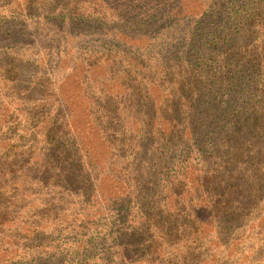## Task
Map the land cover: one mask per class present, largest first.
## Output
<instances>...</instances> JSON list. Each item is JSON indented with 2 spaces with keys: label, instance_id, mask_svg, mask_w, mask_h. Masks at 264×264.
I'll return each instance as SVG.
<instances>
[{
  "label": "rangeland",
  "instance_id": "374dc122",
  "mask_svg": "<svg viewBox=\"0 0 264 264\" xmlns=\"http://www.w3.org/2000/svg\"><path fill=\"white\" fill-rule=\"evenodd\" d=\"M203 1L182 0V5L194 8L202 5ZM97 3L98 0H0V160H12L15 169L20 168L17 172L21 173L18 176L20 178L15 179L19 184L14 187L10 185L9 175L0 176V234L4 233L8 238L4 244L0 243L3 249L13 243L10 233L13 227L17 229V225L31 229L38 227L35 230L38 235L34 240L28 243L19 240L18 243L36 248L41 244L49 249L47 255L34 253L31 264H123L114 256L110 237L123 231L130 220L113 200H125L134 195L132 202L136 209L141 210V202H151L158 207L161 205L159 209L165 205L179 219L177 226L173 227L176 229L173 237L170 241L165 237L161 247L165 253L163 260L172 257L180 249L183 250L181 256L174 259L173 264H198V260H189L188 257L180 259L190 250L178 241L180 234L184 235V239L189 235V227L185 226L188 225L187 219L189 222L191 218L187 214V201H173L170 196L166 197L168 192L160 189L161 185H165L164 177L171 173L173 163L163 165L148 152L139 153L134 159L135 155H129L125 147L118 144L122 138V128L114 127L120 125L118 120L103 116L96 119L107 124L116 122L106 125L104 128H108L107 131L101 133L96 121L90 119V105L98 96V92L93 91L96 85H108L107 88L111 87L115 93H123L115 81L118 72L127 75L130 69L126 59H118L123 50L136 57L142 55L137 48L138 45L142 46L141 43L136 42L130 48L127 44L130 42L122 39V44H118L112 38V31L116 29L128 32V20H120L116 24L112 23V26L105 24L96 17L97 14H93L99 10L94 6ZM108 3L131 17L138 14L137 9H156L158 6L155 0H109ZM228 3L229 0H225L223 6ZM72 4L77 7L73 9ZM92 6L94 8H90ZM244 25L234 23L231 32H243ZM132 26L130 33H138L137 26ZM149 35L159 40V34L154 30ZM253 35L256 44L258 38L255 33ZM254 36L250 41L254 40ZM135 50H139L138 53ZM114 52L118 57L112 63L105 58L102 65L98 66L99 57L107 55L111 58ZM89 55H95L96 58H90L92 62L77 61ZM143 58L144 55L137 63L132 58V72H140V60ZM57 62L62 66L56 70ZM108 72L111 76L109 83L106 79ZM133 74L125 85L128 98L125 94L117 98L127 106L123 119L128 118V123L137 116L134 111H130L133 108L138 109V117L144 120L149 117L143 98L134 97L135 103L129 98V94L133 93ZM153 79H150L152 82L143 81L146 86L141 87L150 88L151 98L158 93V83ZM255 79V76L244 75L242 84ZM41 85L48 86V89ZM238 97L239 94L234 97L235 105L241 102ZM67 102L72 113L65 126L67 109L64 106ZM238 116L241 120L245 117L239 113ZM246 117H251V123L254 122L253 116ZM227 122H230V118ZM262 122L260 134L249 138L239 133L237 138L240 149L243 146L256 147L255 143H261L260 152L255 153V162L253 158L245 156H241L239 162L249 173L256 168L259 170L258 176L254 177L255 194L245 206L246 210L243 209L244 213L232 223L228 222V225L219 221L218 227L225 229L220 234L209 233V229L205 232L204 225H196L197 233H201L196 235L199 241L197 250L201 248L204 252L212 241L211 247L214 249H210L209 253L213 256H210L208 264H264V118ZM72 126L77 135L71 130ZM47 127L56 136L57 142L53 147L45 144V139L47 141L51 135L45 133ZM109 127H114L116 131ZM133 127H137V124ZM78 141L82 146H76ZM227 141L226 146L230 143ZM167 156L170 157L169 154ZM152 162H155V168L151 170L157 173V178L148 175L146 182L142 180L140 184L134 181L135 170H150L148 166ZM173 205L176 210L172 209ZM153 211L151 216L156 222L154 219L151 222L144 221L148 213H142L140 232L143 238L135 255L138 254L139 260H143L135 262L131 258L126 264H165L160 257H153V254L148 256L145 247L160 236L158 231L170 230L175 219L166 221L161 212L156 209ZM199 214L200 218L208 219L205 213ZM2 219L7 222L2 224ZM109 231L110 236L106 234ZM100 232L105 239H101ZM191 240L189 238L187 244L194 246ZM30 249L32 253L34 249ZM20 251H28V247ZM0 255L1 259H7L11 264L17 263L12 252L5 253L0 249ZM203 256L204 253L199 259Z\"/></svg>",
  "mask_w": 264,
  "mask_h": 264
},
{
  "label": "trees",
  "instance_id": "16d2710c",
  "mask_svg": "<svg viewBox=\"0 0 264 264\" xmlns=\"http://www.w3.org/2000/svg\"><path fill=\"white\" fill-rule=\"evenodd\" d=\"M155 1L158 4L156 9L152 7L141 11L137 9L138 14L135 13L134 18L126 13L124 15L120 8H113L108 3L109 0H98V3L94 5L100 11L95 10L93 14H97L96 17L109 26L120 20L124 22L128 20L127 24L130 26L127 27L128 32L116 29L112 31V38L118 44H122L123 40L130 42L127 43L130 48L136 42L141 43L142 46L138 45L137 48L140 49L142 55L136 57L123 50L118 59L127 60L130 67L127 72L128 76L118 72L115 77L117 87L123 93H115L111 87L109 88L111 91L108 92V85H96L93 91H97L98 96L90 105L91 115H93H90V119L96 121L98 131L101 133L107 131L108 128L106 130L104 128L106 125L116 124V122L107 124L106 121L96 119L103 116L109 120H118L121 126H114L117 129L122 128V138L118 144L120 147H125L129 155H135L134 159L139 153L148 152L152 154L153 159L155 158L163 165L168 162L173 163V169L169 175H165V185H161L160 189L168 192L166 197L170 196L173 201L182 199L187 201L186 209L189 211L187 214L191 218L189 222L187 219L188 225L185 226L189 227V235L184 239V235L180 234L178 241L190 250L188 253L185 252L186 256L180 259L185 260L188 257L189 260H198V264H208L210 256H213L209 253L210 249H214L211 247L212 241L208 243L209 248H205L204 252L201 248L198 251L199 241L196 235L199 236L201 233H197L196 225H204L205 232L209 229V233H222L221 231L225 229L218 227L219 221H222L223 225H228V222L232 223L237 220L255 194L254 177L258 176L259 170L256 168L249 173L239 162H241V156L248 159L253 158L255 162V153L260 152L261 143H255L256 147L243 146L240 149L237 138L239 133L249 138L260 134L263 124L264 0H229V5L224 6L225 0H204L202 5L194 8L184 7L182 0ZM72 7L74 9L77 5L72 4ZM225 9H227L226 12ZM236 22L239 25L245 23L243 32L239 31L235 34L231 32ZM134 24L137 26L135 29L138 33H130ZM251 26L256 27L250 29ZM153 30L159 34V40H156V36L149 35V32ZM253 33L258 38L256 44ZM252 36L254 40L250 41ZM135 51L138 53L139 50ZM143 55L144 58L140 60V72H132L133 59L137 63ZM111 56V58L107 55L99 57L98 66L102 65L105 58L110 59L112 63V60L118 57L116 52ZM90 58H96V56L89 55L77 61L92 62ZM61 66L62 64L57 62L56 70ZM131 72L134 73V84H131L133 93L129 94V98L133 102L136 96L143 98L149 117L146 120L138 117V109L133 108L130 111H134L137 116L134 121L128 123V118L123 119L127 106L117 98L124 94L127 95L126 99L128 98L125 85L132 78ZM244 75L255 76L256 79L255 81L247 80L242 84ZM151 78L158 83L156 85L157 99L156 97L151 98L150 88L141 89L146 86L143 85V81L152 82ZM106 79L109 83L111 79L109 72L106 74ZM97 82L103 84L100 81ZM41 86L48 89L46 85ZM232 90H234L233 93L230 92ZM237 94L241 102L235 105L236 98L234 97ZM116 103L118 105H115ZM64 108L67 109L64 119L65 126H67L68 117L72 112L68 102ZM238 113L245 116L243 120L240 119ZM247 115L253 116L254 122L251 123V117H246ZM229 118L230 122H227ZM136 124L137 127L134 128L133 125ZM114 127H109V129L116 131ZM50 129L45 130L47 135L51 134L47 141L45 139V144L53 147L57 141L55 133H50ZM71 130H74L75 135L78 134L73 126ZM226 139L230 141L227 146ZM79 144L82 146L80 142L76 143V146ZM242 149L243 152H241ZM168 154L170 157L167 156ZM148 167L150 170L147 171L144 168L143 171L135 170L134 181L146 182L149 179L148 175L157 178V173L151 170L155 168V162L150 163ZM18 169H15L12 160H0V176L9 175L10 185L13 187L19 184L15 181L16 178H20L18 176L21 173L17 172ZM126 169L127 167L123 170L126 171ZM134 199L133 195V197H126L125 200L120 198L113 200L121 210L126 212V217L130 220L123 231L110 237L113 242L114 256L118 257L123 264L128 263L131 258H134L135 262L143 260L141 258L139 260L138 254L135 255L143 238L140 232L142 213L143 211L145 214L148 213L144 221L151 222L155 220L151 214L156 209L164 215L166 221L173 218L175 222L169 228L170 230L158 231L160 236L158 235L154 241L149 242L145 250L148 256L153 254V257L162 258V263L173 264V260L179 258L183 250L177 249L176 254L163 260L165 253L161 247L165 237L169 241L173 237L174 230H176L173 227L177 226L178 217L169 211L171 208L163 205L162 209H159L161 205L158 207L151 202H141L143 206L141 205V210H138L132 202ZM172 209L176 210V207L173 205ZM96 210L100 217L97 207ZM201 212L205 213L208 219L200 218L199 213ZM6 222V219L1 221L2 224ZM16 228L13 227L10 233L13 243L6 245L4 249L0 243L2 251L14 253L17 261L15 264H31L34 261V253L48 254L49 249L42 247L41 244L38 248L18 244L20 241L28 243L27 241L34 240L38 235V232H35L38 227L31 229L17 225ZM106 234L110 236L111 231ZM100 236L102 240L105 239L101 232ZM189 238L194 241V246L187 244ZM7 239L4 233L0 234L2 244ZM217 243L221 244V242ZM10 246L13 248L9 249ZM26 247L28 251H20L21 248ZM29 248L34 251L29 252ZM202 252L204 256L200 260ZM0 264L11 263L7 259L0 258Z\"/></svg>",
  "mask_w": 264,
  "mask_h": 264
}]
</instances>
